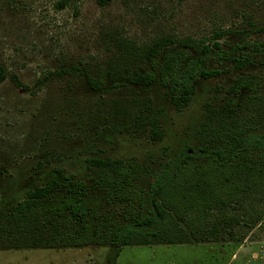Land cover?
<instances>
[{
  "label": "rangeland",
  "instance_id": "obj_1",
  "mask_svg": "<svg viewBox=\"0 0 264 264\" xmlns=\"http://www.w3.org/2000/svg\"><path fill=\"white\" fill-rule=\"evenodd\" d=\"M60 1L0 0V66L8 75L0 83L4 225L29 190L45 184L55 169L91 188L90 158H125L138 168L137 183L148 187L167 160L189 144L199 146L205 122L217 125L230 108L242 112L248 93L228 91L237 76L254 74L264 82L259 57L234 70L229 56L238 54L236 47L245 41H264V0H80L65 7ZM117 37L138 45L165 37L218 40L224 54L211 51L204 65L224 73L199 79L196 93L182 109L159 83L93 90L86 70L99 74L107 66ZM197 56L192 51L191 57ZM14 74L27 89L15 84ZM153 123L159 124L162 139L151 138ZM92 197H99L96 190ZM97 208L123 219L121 205L101 200ZM232 211L239 215L242 208L237 204ZM25 232L32 241L39 232L44 241L40 226L34 233ZM3 236L1 228L0 264H107L113 251L110 245L97 244L15 247ZM116 264H264V220L238 226L233 236L212 242L125 246Z\"/></svg>",
  "mask_w": 264,
  "mask_h": 264
},
{
  "label": "trees",
  "instance_id": "obj_2",
  "mask_svg": "<svg viewBox=\"0 0 264 264\" xmlns=\"http://www.w3.org/2000/svg\"><path fill=\"white\" fill-rule=\"evenodd\" d=\"M77 1L62 0L59 4L65 7ZM108 1L100 0L102 4ZM114 40L117 48L107 66L99 68V74L86 70L93 90L107 85L109 89H120L129 84L150 87L159 83L168 88L173 105L182 109L196 93L199 79L224 73L204 65L211 51L224 54L218 40L165 37L148 45L124 37ZM236 48L239 53L229 55L234 70L256 63L258 57L264 65V41H245ZM192 51L198 56L192 58ZM7 77L6 69L0 66V83ZM12 78L18 87L28 88L18 75ZM263 85L257 75L237 76L228 91L235 95L248 93L242 112L230 108L227 118L217 125L205 122L199 129V146L189 144L167 160L148 187L137 183L138 168L125 158L88 159L91 188L64 169H55L45 184L29 190L26 199L8 216V225L0 222V229L6 233L4 241L15 247L110 245L113 251L107 264H116L125 246L212 242L233 236L238 226L252 227L261 222ZM151 138L162 139L158 123H153ZM92 190L97 191L98 198L92 197ZM101 200L123 206V219L102 209L103 214L99 212ZM237 204L242 208L239 215L232 211ZM39 226L44 230V241L39 232L33 241L21 233H34Z\"/></svg>",
  "mask_w": 264,
  "mask_h": 264
}]
</instances>
